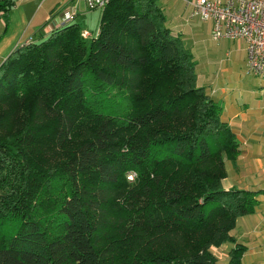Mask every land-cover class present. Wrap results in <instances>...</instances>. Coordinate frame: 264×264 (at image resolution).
I'll return each instance as SVG.
<instances>
[{"label": "trees", "instance_id": "1", "mask_svg": "<svg viewBox=\"0 0 264 264\" xmlns=\"http://www.w3.org/2000/svg\"><path fill=\"white\" fill-rule=\"evenodd\" d=\"M99 22L90 44L71 23L0 66V264H220L225 244L243 264L231 232L259 191L222 187L240 144L194 56L156 0H111ZM44 127L73 141L51 172Z\"/></svg>", "mask_w": 264, "mask_h": 264}, {"label": "crops", "instance_id": "2", "mask_svg": "<svg viewBox=\"0 0 264 264\" xmlns=\"http://www.w3.org/2000/svg\"><path fill=\"white\" fill-rule=\"evenodd\" d=\"M42 1L20 0L15 2V7L10 12V24L13 27L14 22H20L18 24L21 27L18 29L12 28L13 30L11 28L10 30L7 29L5 33L7 35H4L7 40L0 42V66L19 45L30 39L37 41L46 38L53 31L65 26L60 21L61 15L57 16L56 8L59 4V6L70 8V12L75 16L72 23L78 24V20L85 17L84 11L80 12L83 8L86 9L83 0H59V2L56 0L47 10L44 9V4L39 8ZM156 1L166 16V25L175 35L179 36L183 47L196 60L197 85L206 88V92L217 102H222V120L229 124L237 136L240 144V155L235 162H226L227 177L222 180V187L225 190L259 191L257 197L259 205L253 214L241 217L238 220L237 226L231 234L236 243L246 247L242 259L243 264H264V107L260 110L244 111L240 105L238 106L237 101L226 94L227 91L224 88L214 86L211 81L209 82L206 69L212 62V57L216 54V48L210 43L212 24L204 22L200 18L187 21L191 4L195 0ZM32 7H35L34 12H31ZM52 8H54V11L49 13ZM97 11L101 12L100 16L103 10ZM94 13L88 12L87 16H92ZM53 16L54 19H52ZM4 22L0 20V27L4 25ZM47 22L52 23L47 26ZM91 22L93 24L94 20ZM31 27L34 32L28 36ZM226 42H231V40L213 43L218 45ZM238 43L240 49L245 53L246 60L245 45L242 42ZM2 44L3 46H1ZM227 56H230V53ZM233 246L225 244L218 247L224 250L222 261L218 258L220 264H227L229 260L228 252ZM214 249L215 247L213 251Z\"/></svg>", "mask_w": 264, "mask_h": 264}, {"label": "rangeland", "instance_id": "3", "mask_svg": "<svg viewBox=\"0 0 264 264\" xmlns=\"http://www.w3.org/2000/svg\"><path fill=\"white\" fill-rule=\"evenodd\" d=\"M18 1L20 0H15V2ZM46 1L47 0H43L39 8H41V6L44 4L43 5L44 9L47 10V8H49L52 5V3H54L56 0H48L47 3ZM59 5L57 6L59 9L56 8L57 16L58 15L63 16L66 12L68 11L70 12V8ZM34 9L35 7H32L31 12H34ZM52 11H54V8L49 10V13H51ZM83 11L85 13L86 19L85 17H82L78 20L77 23L79 25V30L81 35H84L86 33L92 34V37L84 39L87 44H90L99 31L100 20L98 19L101 17V15L99 16L101 12L92 11L95 12L94 14H92V16H95L93 18L91 15L87 16V13L90 12L88 11L87 7L85 10L84 8L83 10H80V12ZM97 16H99V18H97ZM52 19H54V16ZM91 19L94 20L93 24H91L92 23ZM18 23L20 22H14L13 27L9 23L10 25L8 29L9 30L10 28L18 29L19 27H21L20 24ZM51 23L52 22H47L46 25L48 26V24ZM33 32L34 31L31 27V31H29L28 36H30L31 33ZM5 33H6V29L4 22V25L0 27V42L2 40L3 41L7 40V37H5L7 34L5 35ZM39 40L40 39H38L37 41ZM31 41H35V40L32 39ZM238 42L240 41H231V42H226L224 44L220 43L217 45L214 44L210 38V43H212L213 46L216 48V54L215 56L212 57V62L207 66L206 75L208 77L209 82L210 81L212 82V85L214 86L216 85L217 87L220 86V88H224L227 91L226 94L229 97L233 98L235 101H237L238 106L240 105L242 110L244 111L260 110L261 108L264 107V79L250 76L247 74L245 53L243 50L240 49V44ZM1 46H3V44ZM228 53H230V56H227ZM220 105H222V102H220ZM40 136L42 137V139H41V143L36 148L37 150H39L35 152L36 156H33L34 149L30 150L29 153L31 156L35 157L39 162L42 161L43 164L51 172L53 169L58 167L61 160L65 158L68 152L72 149L73 141L65 144L62 143V145H60V143L55 145L56 144L55 141H57V139L55 138L54 135H52L50 130L47 131L46 127H44ZM71 137L72 135L69 138ZM214 252L218 256V258L222 261L224 250L215 248Z\"/></svg>", "mask_w": 264, "mask_h": 264}, {"label": "built area", "instance_id": "4", "mask_svg": "<svg viewBox=\"0 0 264 264\" xmlns=\"http://www.w3.org/2000/svg\"><path fill=\"white\" fill-rule=\"evenodd\" d=\"M83 1L88 11L92 12L104 10L111 0ZM194 18L212 24L211 40L215 43L224 40L242 42L245 45L247 74L264 79V0H195L187 21ZM74 19V14L67 12L60 21L62 25H68ZM82 37L87 39L92 34L86 33ZM29 42L31 40L26 41ZM135 177V173H130L127 179L133 181Z\"/></svg>", "mask_w": 264, "mask_h": 264}]
</instances>
